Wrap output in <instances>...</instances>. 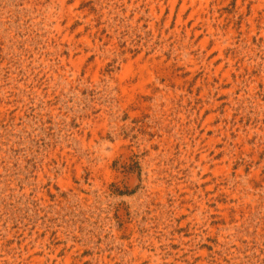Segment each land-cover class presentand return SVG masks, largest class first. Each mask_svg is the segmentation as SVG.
<instances>
[{
    "label": "rangeland",
    "instance_id": "374dc122",
    "mask_svg": "<svg viewBox=\"0 0 264 264\" xmlns=\"http://www.w3.org/2000/svg\"><path fill=\"white\" fill-rule=\"evenodd\" d=\"M0 264H264V0H0Z\"/></svg>",
    "mask_w": 264,
    "mask_h": 264
}]
</instances>
